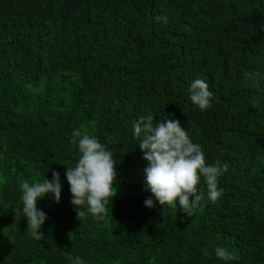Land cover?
Here are the masks:
<instances>
[{
  "label": "trees",
  "instance_id": "1",
  "mask_svg": "<svg viewBox=\"0 0 264 264\" xmlns=\"http://www.w3.org/2000/svg\"><path fill=\"white\" fill-rule=\"evenodd\" d=\"M197 78L213 93L205 111L188 99ZM148 114L179 120L206 164L227 163L216 203L201 177L192 216L178 201L145 206L132 124ZM74 129L115 155L117 195L102 219L85 209L80 221L71 203ZM52 171L61 199H38L48 218L36 240L26 217L14 223L20 184ZM217 246L239 258L218 259ZM65 253L85 264H264V0H0V264H71Z\"/></svg>",
  "mask_w": 264,
  "mask_h": 264
},
{
  "label": "clouds",
  "instance_id": "2",
  "mask_svg": "<svg viewBox=\"0 0 264 264\" xmlns=\"http://www.w3.org/2000/svg\"><path fill=\"white\" fill-rule=\"evenodd\" d=\"M155 20L169 23L167 15H157ZM188 92V99L199 110L205 111L211 107L213 93L204 79L193 80ZM251 106L260 108V100H252ZM132 129L134 138L140 141L138 146L143 152V159L148 162L143 169L144 191L152 195L145 199L146 207H155V201H158L164 208H177L178 201L180 208L192 216L194 209L205 199L204 191L197 187L201 177L207 187V200L216 203L223 196L224 189L218 185L219 177L228 171L227 163L222 164L217 159L214 163L206 164L202 146L192 142L179 120L167 119L154 123V117L148 114L134 121ZM81 131L73 130V135L80 137L79 159L74 166H66L65 172L72 194L71 203L80 221L85 217V209L93 218L102 219L107 213L109 198L112 201L117 195L115 155L97 137L87 134L81 136ZM61 189L60 173L57 171H52L51 179L45 176L41 181L31 184L21 183V206L14 210V223H20L26 217L27 230H31L32 237L43 239V233L38 230L48 217L37 207V201L50 196L59 203ZM214 254L225 262L239 258L237 253L223 246L215 247ZM202 255L207 257L212 253L204 248ZM65 256L71 264H85L79 256L73 257L68 253Z\"/></svg>",
  "mask_w": 264,
  "mask_h": 264
}]
</instances>
